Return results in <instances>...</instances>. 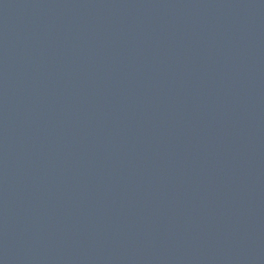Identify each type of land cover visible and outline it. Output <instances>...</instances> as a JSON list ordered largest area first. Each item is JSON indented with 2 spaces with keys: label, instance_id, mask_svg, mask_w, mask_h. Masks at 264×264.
Segmentation results:
<instances>
[{
  "label": "water",
  "instance_id": "1",
  "mask_svg": "<svg viewBox=\"0 0 264 264\" xmlns=\"http://www.w3.org/2000/svg\"><path fill=\"white\" fill-rule=\"evenodd\" d=\"M0 264H264V0H0Z\"/></svg>",
  "mask_w": 264,
  "mask_h": 264
}]
</instances>
